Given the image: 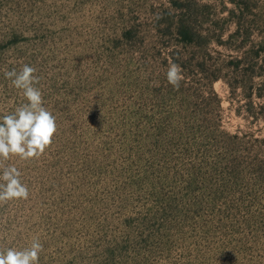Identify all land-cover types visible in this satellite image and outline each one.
<instances>
[{"label": "rangeland", "instance_id": "rangeland-1", "mask_svg": "<svg viewBox=\"0 0 264 264\" xmlns=\"http://www.w3.org/2000/svg\"><path fill=\"white\" fill-rule=\"evenodd\" d=\"M25 64L57 132L4 161L29 197L0 204V250L264 264V0H0V116L27 103L4 75Z\"/></svg>", "mask_w": 264, "mask_h": 264}, {"label": "clouds", "instance_id": "clouds-1", "mask_svg": "<svg viewBox=\"0 0 264 264\" xmlns=\"http://www.w3.org/2000/svg\"><path fill=\"white\" fill-rule=\"evenodd\" d=\"M36 71L27 64L19 72L15 69L4 71L5 78L22 90L27 103L17 106L10 114L0 116V204L29 197L28 187L20 179L21 172L15 166H5L4 161L10 156H18L21 160L38 158L52 144L57 132L56 118L43 106L42 92L35 86L40 81L34 75ZM167 79L179 87L183 76L177 64L170 65ZM42 251L43 245L37 238L23 250H0V264H39Z\"/></svg>", "mask_w": 264, "mask_h": 264}, {"label": "trees", "instance_id": "trees-1", "mask_svg": "<svg viewBox=\"0 0 264 264\" xmlns=\"http://www.w3.org/2000/svg\"><path fill=\"white\" fill-rule=\"evenodd\" d=\"M233 14H235L233 12ZM182 21V20H180ZM241 22V20H237V25H238V30L234 33V36H238L240 34V28L239 26L241 24H239ZM192 25L190 24H186L184 25L183 22H179L178 23V27L176 28V34L182 39V42L183 43H194L196 37H197V34L196 32L194 31V29L191 27ZM176 63L178 60H175ZM220 77L218 76H215L213 77V79H211L210 81L213 82V81H216L218 80ZM263 79H264V74H263Z\"/></svg>", "mask_w": 264, "mask_h": 264}]
</instances>
